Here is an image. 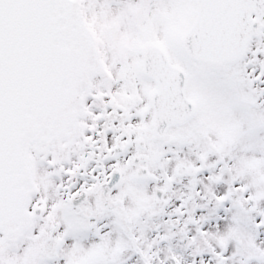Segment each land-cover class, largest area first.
<instances>
[{
	"label": "snow or ice",
	"instance_id": "obj_1",
	"mask_svg": "<svg viewBox=\"0 0 264 264\" xmlns=\"http://www.w3.org/2000/svg\"><path fill=\"white\" fill-rule=\"evenodd\" d=\"M0 264H264V0H0Z\"/></svg>",
	"mask_w": 264,
	"mask_h": 264
}]
</instances>
